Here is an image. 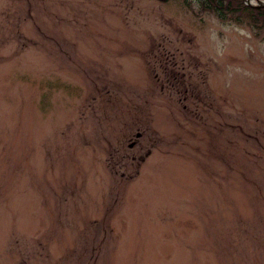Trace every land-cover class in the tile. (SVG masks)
Returning a JSON list of instances; mask_svg holds the SVG:
<instances>
[{"label": "rangeland", "instance_id": "374dc122", "mask_svg": "<svg viewBox=\"0 0 264 264\" xmlns=\"http://www.w3.org/2000/svg\"><path fill=\"white\" fill-rule=\"evenodd\" d=\"M235 2L0 0V264H264V27Z\"/></svg>", "mask_w": 264, "mask_h": 264}, {"label": "trees", "instance_id": "16d2710c", "mask_svg": "<svg viewBox=\"0 0 264 264\" xmlns=\"http://www.w3.org/2000/svg\"><path fill=\"white\" fill-rule=\"evenodd\" d=\"M223 1L225 0H203L202 5L206 6V9H214L218 15H222L224 12H226V9H220L217 6H222ZM235 4L237 5L236 8L238 10H241V7H246V5L243 4L241 0H236ZM213 5H217L213 7ZM229 7H231V12L233 13L235 10L232 8L231 5L225 4ZM241 6V7H240ZM250 14L253 15L251 17L254 18L253 22H251V26L256 29H261L264 27V7H255V8H249ZM220 17H224L223 15Z\"/></svg>", "mask_w": 264, "mask_h": 264}, {"label": "water", "instance_id": "95a60500", "mask_svg": "<svg viewBox=\"0 0 264 264\" xmlns=\"http://www.w3.org/2000/svg\"><path fill=\"white\" fill-rule=\"evenodd\" d=\"M243 2H244V4H247V5H249V6H253V7H255V6H259V7H262V6H264V1H262V0H260L258 3H255V5H253V4H250V2H249V0H242Z\"/></svg>", "mask_w": 264, "mask_h": 264}]
</instances>
